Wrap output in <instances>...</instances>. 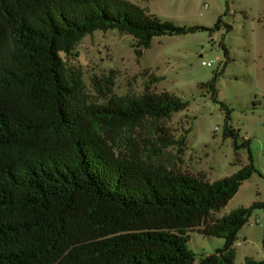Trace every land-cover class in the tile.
Returning a JSON list of instances; mask_svg holds the SVG:
<instances>
[{
	"label": "trees",
	"instance_id": "16d2710c",
	"mask_svg": "<svg viewBox=\"0 0 264 264\" xmlns=\"http://www.w3.org/2000/svg\"><path fill=\"white\" fill-rule=\"evenodd\" d=\"M222 27V18L214 28L178 26L125 0H0V264H234L238 234L264 203L208 219L257 173L252 156L232 177L209 182L117 152L127 131L188 103L151 85L118 97L112 76L94 81L106 102H91L81 71L62 57L97 31L132 36L142 58L154 38ZM216 79L203 85L214 96ZM221 105L224 138L239 150L232 111ZM158 130L164 148L184 143ZM193 231L225 244L199 259L188 246Z\"/></svg>",
	"mask_w": 264,
	"mask_h": 264
},
{
	"label": "rangeland",
	"instance_id": "374dc122",
	"mask_svg": "<svg viewBox=\"0 0 264 264\" xmlns=\"http://www.w3.org/2000/svg\"><path fill=\"white\" fill-rule=\"evenodd\" d=\"M125 1L178 26L214 28L222 18L223 27L213 33L154 38L142 58L135 54L132 36L117 30L97 31L85 37L72 56L62 55L68 67L81 71L91 102H106L94 81L112 76L118 97L142 96L151 85L154 93L168 92L188 103L186 110L170 118L127 131L118 139L116 151L125 155L136 151L156 167L209 182L232 177L250 164L251 155L257 173L208 221L264 203V0ZM226 24L233 27L231 32ZM215 76L216 96L210 86L203 88ZM221 104L232 111L229 127L239 135V150L233 138H224L226 110ZM162 127L174 141L184 138V143L164 148L158 130ZM245 141H250L248 148H243ZM196 231L190 233L188 246L199 259L223 248L224 239ZM235 253L234 264L264 261V209L253 211L239 232Z\"/></svg>",
	"mask_w": 264,
	"mask_h": 264
},
{
	"label": "built area",
	"instance_id": "2783aa9c",
	"mask_svg": "<svg viewBox=\"0 0 264 264\" xmlns=\"http://www.w3.org/2000/svg\"><path fill=\"white\" fill-rule=\"evenodd\" d=\"M205 66H211V64L204 63Z\"/></svg>",
	"mask_w": 264,
	"mask_h": 264
}]
</instances>
